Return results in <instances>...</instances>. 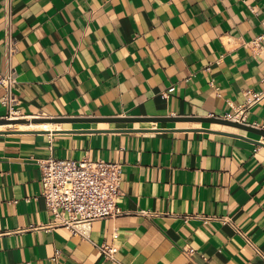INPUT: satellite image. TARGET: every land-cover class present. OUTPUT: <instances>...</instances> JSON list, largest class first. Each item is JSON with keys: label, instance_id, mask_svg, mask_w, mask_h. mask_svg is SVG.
<instances>
[{"label": "crops", "instance_id": "1", "mask_svg": "<svg viewBox=\"0 0 264 264\" xmlns=\"http://www.w3.org/2000/svg\"><path fill=\"white\" fill-rule=\"evenodd\" d=\"M8 23L19 119L60 126H0V264H264V135L161 120L264 129V0H0V72ZM50 156L121 163L122 213L53 225Z\"/></svg>", "mask_w": 264, "mask_h": 264}, {"label": "built area", "instance_id": "2", "mask_svg": "<svg viewBox=\"0 0 264 264\" xmlns=\"http://www.w3.org/2000/svg\"><path fill=\"white\" fill-rule=\"evenodd\" d=\"M7 26L4 51L6 68L0 72V84L6 93L1 104L8 111L4 117L14 118L21 117L16 108L18 97L13 91L17 78L13 65L16 43L11 35V23ZM246 106L240 107L234 114H226L224 119L244 123ZM37 162L42 168L41 195L54 218L53 225H64L73 234H86L93 221L116 217L122 213L117 201L122 193L121 163L87 157L58 159L52 156L41 158ZM100 249L103 256L113 264H123L117 260L114 247L104 244ZM192 250L189 249V252Z\"/></svg>", "mask_w": 264, "mask_h": 264}, {"label": "water", "instance_id": "3", "mask_svg": "<svg viewBox=\"0 0 264 264\" xmlns=\"http://www.w3.org/2000/svg\"><path fill=\"white\" fill-rule=\"evenodd\" d=\"M62 119H65V118H58V119H53L55 121L57 120H62ZM175 119H180V120H188V119H199V120H202V121H216V122H220V123H227V124H231V125H234V126H237L239 128H242V129H247V130H250V131H253L255 133H258L260 135H264V129H260V128H256L255 126H252V125H249L247 123H239L237 121H234V120H230V119H224V118H220V117H207V118H197V117H188V118H174V117H167V118H162L161 120H166V121H170V120H175ZM48 120L47 118H21V119H14V118H8V117H3V118H0V124H3V123H9V122H18V123H21V122H34V123H37V122H40V121H46ZM77 120H87V119H77ZM76 120V121H77Z\"/></svg>", "mask_w": 264, "mask_h": 264}, {"label": "bare ground", "instance_id": "4", "mask_svg": "<svg viewBox=\"0 0 264 264\" xmlns=\"http://www.w3.org/2000/svg\"><path fill=\"white\" fill-rule=\"evenodd\" d=\"M20 117H14V119H19ZM21 126V125H26L29 127H33V128H40V127H44V128H53V127H59L60 123L58 124H54V122H40V123H33V122H29V123H25V122H9V123H3L0 124V126Z\"/></svg>", "mask_w": 264, "mask_h": 264}]
</instances>
